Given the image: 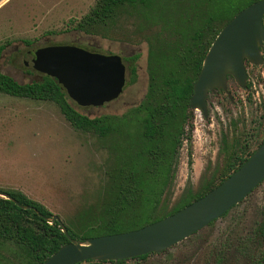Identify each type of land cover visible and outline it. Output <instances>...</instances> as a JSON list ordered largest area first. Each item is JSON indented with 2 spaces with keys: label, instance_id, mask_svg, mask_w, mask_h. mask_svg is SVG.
<instances>
[{
  "label": "rangeland",
  "instance_id": "obj_1",
  "mask_svg": "<svg viewBox=\"0 0 264 264\" xmlns=\"http://www.w3.org/2000/svg\"><path fill=\"white\" fill-rule=\"evenodd\" d=\"M168 1L152 0L150 7L124 5L111 21L97 28V34L90 35L73 30V26L95 0H0V44H5L0 69L16 81L26 82L37 75L26 71L30 69L31 51L52 44L117 54L125 67L120 94L99 106H76L88 117L106 116L116 121L129 113L145 92L147 42L154 44L156 38H163V29L177 18L175 14L194 27L193 15L204 9L203 4L196 5L199 0H178L172 10ZM228 11L225 8V13ZM22 40L33 41L32 47H26ZM134 54H138L134 62L127 59ZM131 63L133 74L127 67ZM245 70L250 85L245 89L228 79L233 104L223 92L216 91L206 96V117L193 111L191 136L181 135L169 178L162 187L159 212L169 210L188 192L200 191L207 182L217 184L227 156L254 150L264 137V62H246ZM230 114L237 117L231 128ZM124 118L130 124L121 127L119 133L99 136L72 128L50 101L0 92V189L21 191L56 215L64 226L69 220L77 222L79 215L97 210L106 198L116 172L113 168L120 165L119 145L126 146L124 140L138 137V127L133 125L136 121ZM234 140L245 145L234 150L230 144ZM261 207L264 209V179L211 224L161 252L149 253L144 259L130 258L125 263L213 264L219 259L218 264H248L256 246L240 244L254 231ZM17 260L14 251L0 252V264ZM77 264L115 263L104 260Z\"/></svg>",
  "mask_w": 264,
  "mask_h": 264
},
{
  "label": "trees",
  "instance_id": "obj_2",
  "mask_svg": "<svg viewBox=\"0 0 264 264\" xmlns=\"http://www.w3.org/2000/svg\"><path fill=\"white\" fill-rule=\"evenodd\" d=\"M177 1L169 0V8H176L179 4ZM253 1L256 0H243L240 3L235 0H199L196 5L203 4L204 9L193 15V22L196 23L194 27L175 14L177 18L168 21L163 29V38H156L154 44L147 42V83L141 100L129 109V113L115 118L116 121L106 116L88 117L80 113L55 79L47 75L36 73L30 68L26 70L27 73L37 75L26 82H18L0 69L1 93L50 101L76 130L105 136L111 131L119 133L121 127L128 126L130 123L126 122V116L137 123L133 125L138 127V137L124 140L126 146L119 145V149L122 148L120 165L113 168L116 172L111 176L113 180L106 198L97 210L90 214L84 212L78 216L77 222H67L65 229L69 237L83 242L90 236L141 227L175 212L216 185L207 182L200 191L188 192L169 210L159 212L157 209L162 187L169 178L173 155L183 134L192 85L207 48L219 29ZM152 3V0H95L89 12L74 24L73 30L97 34V28L111 21L122 6L137 4L150 7ZM227 7L229 11L225 13ZM262 25L264 28V16ZM22 43L31 48L33 41L22 40ZM4 48L5 44H0V56ZM137 56L134 54L127 59L134 62ZM127 67L133 74L134 65L131 63ZM230 158V155L226 158L217 184L246 159L239 158L236 165ZM0 191L9 196L8 199L0 197V252L14 251L18 257L17 263L7 264H41L67 242L58 221H48L52 214L42 204L15 189ZM16 203L28 207L21 208ZM254 232L253 237L248 236L241 243L249 241L256 246L248 264H264V224L258 225ZM148 255L134 258L144 259ZM91 261L103 262L85 260ZM218 263L219 259H216L213 264Z\"/></svg>",
  "mask_w": 264,
  "mask_h": 264
},
{
  "label": "water",
  "instance_id": "obj_3",
  "mask_svg": "<svg viewBox=\"0 0 264 264\" xmlns=\"http://www.w3.org/2000/svg\"><path fill=\"white\" fill-rule=\"evenodd\" d=\"M264 0H256L236 12L217 32L203 57L188 100L204 111V96L212 88H224L226 75L243 86V60L257 64L264 56ZM30 68L55 79L66 96L79 107L99 106L115 99L125 83V67L117 54H103L72 44H52L31 51ZM264 178V139L228 176L206 193L175 212L141 227L87 237L83 242L67 235V242L41 264H77L85 260H127L161 252L205 227L243 199ZM0 197L9 196L0 191ZM17 204V203H16ZM21 208L22 206L17 204ZM125 264V263H122Z\"/></svg>",
  "mask_w": 264,
  "mask_h": 264
},
{
  "label": "flooded vegetation",
  "instance_id": "obj_4",
  "mask_svg": "<svg viewBox=\"0 0 264 264\" xmlns=\"http://www.w3.org/2000/svg\"><path fill=\"white\" fill-rule=\"evenodd\" d=\"M259 51H260V53H261V57H262V61L260 62V63H257V64H253V63H250V62H248L246 59H244L243 60V66H244V70H245V63L246 62H248V63H250V64H253V65H258V64H261L262 62H264V56H263V53H262V50L261 49H259ZM246 70H245V81H244V85L243 86H241V85H239L236 81H235V79H234V77L232 76V75H226V77H225V82H224V85H225V87L224 88H212L210 91H208L206 94H205V96H204V111L203 110H201V109H199V108H191V107H189V105H188V103H187V106H188V110H187V116H186V121H185V123H184V125H183V130H185L186 131V133H183V135L184 136H191V126H192V118H193V111H196V112H198L199 113V115L201 116V117H206L207 116V111H206V108H207V103H206V96L209 94V93H212V92H223L224 94H225V96H226V99H227V101L230 103V104H233V101H234V99H233V97H232V94L230 93V91L228 90V88H227V82H228V79H232L233 81H234V83L239 87V88H241V89H245L246 87H248V86H250L249 84H248V82L246 81ZM250 98V97H249ZM252 98V97H251ZM250 98V99H251ZM189 100V99H188ZM247 101H248V97H245V102L247 103ZM241 103V102H240ZM242 105V104H241ZM242 106H244V105H242ZM258 110H260V109H258ZM261 114V113H260ZM240 116H242L243 115V111H241V113L239 114ZM229 123H230V128L232 127V126H234L235 124V121H236V115L233 117L231 114L229 115ZM242 118V117H241ZM241 118H239V119H241ZM242 122H243V120H241ZM232 125V126H231ZM187 129H189V132L190 133H188L187 132ZM259 134V133H258ZM257 134V137H259V135ZM264 139V137L262 138V139H260V141H259V143H258V145L256 146V148L259 146V144L261 143V141ZM180 141L182 140V138H181V136H180V139H179ZM179 141V142H180ZM231 145H232V148L234 149V150H236L237 148H242V144H244L245 145V143L243 142V143H240V142H238V140H234V141H232V143H230ZM255 148V149H256ZM254 149V150H255ZM177 150H178V145H177V147H176V151H175V154L173 155V162H174V160H175V156H176V152H177ZM254 150H252V151H250V152H246L244 155H235V154H231L230 153V156H231V158H230V160L233 162V164H238L239 163V158H247ZM229 156V155H228ZM227 156V157H228ZM245 161V160H244ZM173 162H172V165H173ZM243 163V162H242ZM251 192V191H250ZM249 192V193H250ZM248 193V194H249ZM247 194V195H248ZM246 195V196H247ZM245 196V197H246ZM242 200V199H241ZM240 200V201H241ZM236 205V204H235ZM233 207V206H232ZM231 207V208H232ZM230 208V209H231ZM229 210V209H228ZM227 210V211H228ZM226 211V212H227ZM224 214V213H223ZM219 218V217H218ZM214 221V220H213ZM261 224H264V209L261 207V210H260V219H259V221L257 222V224H256V227L258 226V225H261ZM207 226V225H206ZM255 227V228H256ZM255 228H254V230H255ZM254 231L251 233V235L249 236V237H253L254 236ZM246 237H248V236H245L244 238H243V240L242 241H244L245 240V238ZM241 241V242H242ZM247 244H250L249 243V241H247V242H245V244H240V246H246ZM134 259H136V258H134ZM104 261V260H103ZM108 261H115V260H108ZM116 261H120L119 263H115V264H122V263H125V261L126 260H116ZM126 264V263H125Z\"/></svg>",
  "mask_w": 264,
  "mask_h": 264
}]
</instances>
